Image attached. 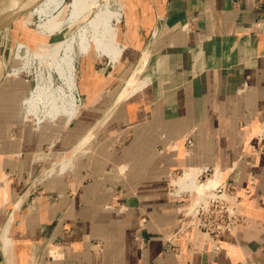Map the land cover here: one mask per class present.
I'll return each instance as SVG.
<instances>
[{
    "label": "crops",
    "instance_id": "obj_1",
    "mask_svg": "<svg viewBox=\"0 0 264 264\" xmlns=\"http://www.w3.org/2000/svg\"><path fill=\"white\" fill-rule=\"evenodd\" d=\"M128 9L131 21L159 22L160 38L126 96L95 85L90 99L114 106L102 135L85 140L96 117L86 107L32 123L22 111L27 81L0 77V264H264V153L254 151L264 127V0H139ZM121 54L112 62L92 49L77 62L105 56L122 74L134 63ZM143 81L147 90L130 95ZM78 83L86 89L85 74ZM53 159L56 169L41 175ZM207 166L218 169L215 186L245 195L249 223L217 239L195 230L179 255L177 191L199 193ZM189 169L194 181L171 189Z\"/></svg>",
    "mask_w": 264,
    "mask_h": 264
},
{
    "label": "rangeland",
    "instance_id": "obj_2",
    "mask_svg": "<svg viewBox=\"0 0 264 264\" xmlns=\"http://www.w3.org/2000/svg\"><path fill=\"white\" fill-rule=\"evenodd\" d=\"M135 1L138 2L139 0H110L112 9L117 12L119 11L121 14V22L114 25L117 29V40L123 48L119 61L122 59H128L129 61L131 59L134 63V68L132 70H128L126 73L123 72L122 74H119L118 70L114 71L110 68L111 62L107 57L99 55L95 57L93 62L87 61L82 65L77 62L80 56H78L76 60L77 82H80L83 74H85L87 81L85 84L86 89H82L78 83L77 96L81 98L80 109L84 107L87 109L90 108V110L93 109L96 116L85 125V127H89L91 125L86 132L85 140H90L92 136V139H94L98 134L102 135V126L106 123V120L114 107H108L109 103L113 102H108L105 99H90L94 97L92 95V91H96L95 97L97 96L98 91L96 90L95 85L98 82L102 83L103 87L100 91L103 93H109L112 91L113 86H117V92H120L121 94V96L118 94L120 98H122V96H126L128 89L130 90V87H127V84L130 85L131 80L135 76L134 71L139 65V58L144 55H147L149 58L156 46V42L160 38L159 35L161 32V26L159 22L157 24H152V26H147L148 24L146 25L145 22L129 20L128 16L130 12L128 8L130 7V3ZM102 2H104V0H101V3ZM69 3L70 0H66L64 7L66 8ZM30 13L31 15L29 16L33 15L31 18L28 17L29 19H23V22L19 26L13 28L7 35L0 36V77H5L7 80L18 78L25 79L27 81L28 88L25 90L24 99L27 98L31 90L35 88L37 83V74L40 70H43V67L39 66L37 61H33V63L27 67L23 66L25 63L24 53L20 54L18 57L16 51L18 43L27 44L31 50L41 52L42 50L38 49L37 46L38 44L44 42L49 48H52V54L58 56L62 51V42L66 33L72 34L80 25H75L72 28L65 30V33L55 35L42 34L37 28L39 19L36 15L32 14V9L30 10ZM67 15L68 9H65L62 18H66ZM89 18L90 16H88L86 20ZM133 30L134 32L135 30L138 32L136 36H132L131 32ZM145 34L148 35L146 36ZM143 45L147 46L142 54L141 52L136 53L134 51H128L129 46L135 47V50L136 48L141 50ZM91 48L97 50V47L93 44ZM15 70H18V72L16 73ZM147 70H151V65H149ZM130 78L131 80H129ZM22 111L23 116L25 117V106H23ZM27 117L31 120V122L33 121L32 123H36L33 116L27 115ZM254 151L264 153V133H262L261 141ZM67 157L69 158H63V160L66 162L73 160L70 153ZM54 162H59V160H52L53 165L51 167L53 170L56 169ZM72 164L73 162L71 165ZM215 169L216 168L214 166H208L207 171L203 168L198 177L197 184L203 185L215 178L217 170ZM186 171L174 174L169 186L171 189H174L175 191L178 190L179 187L174 185L172 182L183 177ZM178 191L177 193L181 199L180 208H182V216L186 219V224L175 232V236L172 240L173 248L175 249L174 252L179 255L192 247V243L188 238L193 232H195V230L206 234V236H212L217 239V234L222 226L228 225L232 228V232H236L239 227L246 226L249 223L247 215L242 211V203L245 195L243 197L238 195L230 182L218 184L217 186L211 188V190H206L204 194H199L200 192L198 193L196 191ZM197 210H200L198 216L196 213ZM233 226L235 228H233Z\"/></svg>",
    "mask_w": 264,
    "mask_h": 264
},
{
    "label": "bare ground",
    "instance_id": "obj_3",
    "mask_svg": "<svg viewBox=\"0 0 264 264\" xmlns=\"http://www.w3.org/2000/svg\"><path fill=\"white\" fill-rule=\"evenodd\" d=\"M65 1L41 0L32 9V14L39 19L36 24L42 34L65 33V30L80 24L72 34L67 35L68 33H66L61 53L55 56L52 54V48H49L44 42L37 46L42 50L41 52L31 50L24 43H18L16 50L18 57L24 53L25 63L23 66L27 67L33 61H37L39 66L43 67V70L37 74L35 88L23 102L26 115L33 116L37 124L45 120H55L61 115L66 116L69 120L76 116L81 105V98L77 96L76 60L78 56L87 55L92 49V44L101 54L111 58L112 62H116L122 52L114 36V25L120 20L121 14L112 9L110 0H104L102 3L101 0H70L66 8L64 7ZM65 9H68V15L66 18H62ZM88 16L90 18L86 20ZM144 64L145 61L137 69V75L140 74ZM15 72L17 73L18 70ZM135 76L132 77L131 83L136 78ZM147 87L148 83L143 81L134 86L129 93L130 95L139 94L146 91ZM26 119L30 121L28 117ZM263 130L264 127L254 136L257 146ZM198 175L196 169H189L183 175L182 182H193ZM215 184L216 181L211 180L200 185L198 191L204 194L206 190L215 187Z\"/></svg>",
    "mask_w": 264,
    "mask_h": 264
},
{
    "label": "water",
    "instance_id": "obj_4",
    "mask_svg": "<svg viewBox=\"0 0 264 264\" xmlns=\"http://www.w3.org/2000/svg\"><path fill=\"white\" fill-rule=\"evenodd\" d=\"M41 0H0V36L7 35L13 28L19 26L23 19L31 15L33 9ZM26 20V19H25ZM53 168H46L41 175Z\"/></svg>",
    "mask_w": 264,
    "mask_h": 264
},
{
    "label": "built area",
    "instance_id": "obj_5",
    "mask_svg": "<svg viewBox=\"0 0 264 264\" xmlns=\"http://www.w3.org/2000/svg\"><path fill=\"white\" fill-rule=\"evenodd\" d=\"M190 27H191L190 24H185V25L183 26V29L186 30V31H188V30L190 29ZM262 133H264V130H263ZM262 133L260 134V141H261ZM187 143L191 145L190 140H188ZM204 169H205V171H207V170H208V166L205 167ZM215 170H216V169H215ZM220 184H222V183H220ZM196 213H197V216H198L199 213H200V210H197ZM233 228H235V227L233 226ZM225 232H232V228H231L230 226H228V225H227V226H222V227L220 228V230H219V232H218L216 238H218L221 234H223V233H225Z\"/></svg>",
    "mask_w": 264,
    "mask_h": 264
}]
</instances>
